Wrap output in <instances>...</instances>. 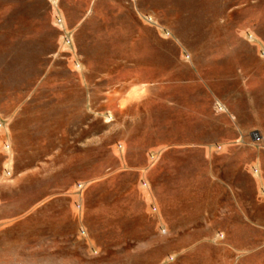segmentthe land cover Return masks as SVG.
Wrapping results in <instances>:
<instances>
[{
  "label": "rangeland",
  "instance_id": "obj_1",
  "mask_svg": "<svg viewBox=\"0 0 264 264\" xmlns=\"http://www.w3.org/2000/svg\"><path fill=\"white\" fill-rule=\"evenodd\" d=\"M56 2L0 0V264H264V0Z\"/></svg>",
  "mask_w": 264,
  "mask_h": 264
},
{
  "label": "crops",
  "instance_id": "obj_2",
  "mask_svg": "<svg viewBox=\"0 0 264 264\" xmlns=\"http://www.w3.org/2000/svg\"><path fill=\"white\" fill-rule=\"evenodd\" d=\"M170 156V155H168ZM171 156H180L174 159H182V160H203L204 165L206 166V160L211 161L209 162L210 169H212L214 166H216L215 163H212V161H215L217 159L216 156L212 155L208 152H202L201 154L194 155L192 153H175L171 154ZM173 159V158H171ZM201 168L199 169V171ZM204 172H206V169L204 167ZM214 171H216L214 169ZM214 178V177H213ZM206 180V177H205ZM214 180L218 181L219 183H222L221 180L214 178ZM189 181L192 183H195L196 181L201 185V178L198 179H190L188 180V184L186 188H184V191L188 193V202L186 204L180 205V206H174L171 203L166 204L164 202H160L157 206L158 215L161 219L163 227L165 228V232L169 233H191L192 231H195L197 227L195 225H198V228L201 229V215L204 217H214L220 219L221 217L225 216L228 213H223L222 205L218 202V199L221 200V197H218V194L214 195V206L212 210H209L211 208V205H207L203 207V211L201 212V202H195L197 200L201 201V187L197 190H194L195 188L192 186V184L189 185ZM228 183V182H227ZM217 185L214 184V190L216 189ZM233 186L230 184L227 185V189H225V193H234ZM173 190V189H172ZM171 190V191H172ZM207 190H204L203 194L204 197L208 194L206 192ZM216 192V191H214ZM208 196V195H207ZM206 196V197H207ZM205 197V198H206ZM168 194L166 195V199H168ZM196 199V200H195ZM191 200H195L191 202ZM171 202V201H170ZM230 214V213H229ZM243 214V213H242ZM245 222H247V211H245ZM241 215V214H240ZM243 216V215H242ZM189 238V237H187ZM201 238V236H200Z\"/></svg>",
  "mask_w": 264,
  "mask_h": 264
},
{
  "label": "built area",
  "instance_id": "obj_3",
  "mask_svg": "<svg viewBox=\"0 0 264 264\" xmlns=\"http://www.w3.org/2000/svg\"><path fill=\"white\" fill-rule=\"evenodd\" d=\"M49 1H50L51 5H52L54 24L56 26L60 27L61 30L63 31L64 30V27H66V26L64 24V20H63V17L61 15L59 9L56 7L57 2H56V0H49ZM144 19H145V21H147L149 23H152L153 22L152 18L150 16H148V15H145L144 16ZM64 33H65V31H64ZM68 33L69 32L66 31L65 37H64V41L66 43H69V40H70ZM262 55H264V53H262ZM253 171L257 172V169L256 168H253ZM262 192L264 193V190H262ZM152 209L155 210V207H152Z\"/></svg>",
  "mask_w": 264,
  "mask_h": 264
}]
</instances>
